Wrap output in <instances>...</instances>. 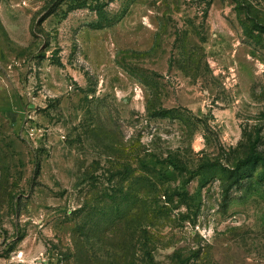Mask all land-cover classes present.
Returning a JSON list of instances; mask_svg holds the SVG:
<instances>
[{"label":"rangeland","instance_id":"obj_1","mask_svg":"<svg viewBox=\"0 0 264 264\" xmlns=\"http://www.w3.org/2000/svg\"><path fill=\"white\" fill-rule=\"evenodd\" d=\"M207 3L0 0V264H264V0Z\"/></svg>","mask_w":264,"mask_h":264},{"label":"trees","instance_id":"obj_2","mask_svg":"<svg viewBox=\"0 0 264 264\" xmlns=\"http://www.w3.org/2000/svg\"><path fill=\"white\" fill-rule=\"evenodd\" d=\"M238 2V0H235ZM207 5L209 4V0H207ZM240 7V3H237V10ZM240 13V11H238ZM243 23V28L245 30V34L249 35V36H254V31L255 30H261L264 31V23L261 24H256L253 27H250L247 25V23H245L244 21H242ZM165 110H161L158 113H156L157 115H165L164 113ZM263 161L264 163V157L263 156H259L258 154L255 153H249L247 156H245L243 159H241L234 168L229 169V168H224V171L228 174L226 175V179L227 180H231L230 184L234 185L237 182H239V180L243 179L245 176H247L246 172V166L250 163V162H260ZM210 165H201V169H209L211 167ZM212 167H214V165L212 164ZM182 195V194H181ZM185 196V194H184ZM114 200H117L116 195L114 196Z\"/></svg>","mask_w":264,"mask_h":264}]
</instances>
